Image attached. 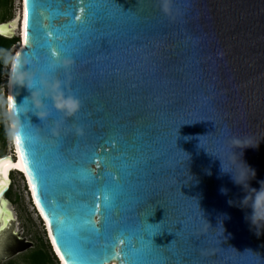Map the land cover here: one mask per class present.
Returning <instances> with one entry per match:
<instances>
[{
	"label": "water",
	"instance_id": "water-1",
	"mask_svg": "<svg viewBox=\"0 0 264 264\" xmlns=\"http://www.w3.org/2000/svg\"><path fill=\"white\" fill-rule=\"evenodd\" d=\"M21 2L22 35L11 54L27 58L37 77L53 51L56 59L70 55V72L49 75L81 107L65 120L42 98L47 119L18 113L19 147L33 152L25 154L42 169L34 187L32 164L23 165L5 121L16 151L0 157L7 169L6 179L0 175V263L31 246L17 244L6 198L11 174L21 176L8 173L17 152L20 163L12 167L23 171L60 264H264V231L256 233L246 219L251 209L239 207L245 193L208 154L224 159L238 148L255 171L250 187L259 190L264 0H171L167 15L159 0H28L27 43ZM17 18L0 24L1 38L14 37ZM5 86L17 109L36 90L11 85L8 67L4 92ZM58 227L75 255L60 242Z\"/></svg>",
	"mask_w": 264,
	"mask_h": 264
},
{
	"label": "clouds",
	"instance_id": "clouds-1",
	"mask_svg": "<svg viewBox=\"0 0 264 264\" xmlns=\"http://www.w3.org/2000/svg\"><path fill=\"white\" fill-rule=\"evenodd\" d=\"M170 4L171 0H159L160 10L165 15L170 12ZM0 63L9 68L11 85L17 88L36 89L25 100L24 106L19 109L14 107L13 101L9 103V101L0 99V117L7 122H11L12 133L16 138L20 137L23 132V125L18 118V113L26 115L28 112H32L41 121L48 118L49 112L46 103L42 102V98L50 101L52 108L57 113L62 114L65 120L72 119L80 111V101L73 95L65 94L64 82L59 79H53L49 75L56 69H63L66 73L70 72L72 67L71 60H61L54 57L53 62L48 66L47 72L39 77L30 70V61L27 58H21L0 50ZM59 132L60 126L57 124L52 129V135L58 136ZM76 132L81 134L82 130L77 128ZM235 149L231 151L230 155H225L224 159H221L218 154L213 155L204 150L209 155L219 158L221 161V172L229 174L232 182L243 190L245 195L239 201V207L251 209V215L246 216V219L256 233H260L264 231V181L259 182V190L250 187V181L255 178V171L240 159ZM232 157H235L234 161ZM221 193L226 194V190L222 189Z\"/></svg>",
	"mask_w": 264,
	"mask_h": 264
},
{
	"label": "rangeland",
	"instance_id": "rangeland-1",
	"mask_svg": "<svg viewBox=\"0 0 264 264\" xmlns=\"http://www.w3.org/2000/svg\"><path fill=\"white\" fill-rule=\"evenodd\" d=\"M2 5L0 6V22L2 21V18L4 16L9 22L13 20L18 14L19 12L18 10L20 9V0H11V6L8 9L7 14H6L7 10L5 8H2ZM13 34H14L13 38H17L18 36L17 31H15ZM16 46L17 44L11 48L9 53H12L13 49ZM5 67L6 66L3 65L2 83L4 82ZM0 99L5 100L3 85H1ZM3 125L5 132H7L6 122L4 119H3ZM10 148L11 147L8 140V136H6L5 149L2 150L3 151L2 153L4 154L8 153L10 151ZM10 188H11L10 189L11 195L7 198V200L9 201L11 211L15 214V216H13V219L15 220V227L13 233L16 234L18 232L19 234L18 238L24 239L23 243L26 242L31 243L34 245V247H38V248L43 247V249H45L51 257L53 256L52 258L54 259L55 257L48 245L41 221L37 217V213L34 212L33 207L29 201L27 189L25 187L23 179L17 173L11 174ZM29 247L33 248L32 246ZM25 255L26 254L22 255L21 253L19 254L16 253L10 258L3 260L0 264H24L23 256ZM53 264H58L56 258L54 259Z\"/></svg>",
	"mask_w": 264,
	"mask_h": 264
},
{
	"label": "snow or ice",
	"instance_id": "snow-or-ice-1",
	"mask_svg": "<svg viewBox=\"0 0 264 264\" xmlns=\"http://www.w3.org/2000/svg\"><path fill=\"white\" fill-rule=\"evenodd\" d=\"M68 15L70 17H74V19L77 20V21H80L81 20V17L80 16H76L74 12H69ZM29 22H30V20H29L28 0H25V10H24V38H25V42L26 43H27V38H28ZM72 26L74 27V25H72ZM48 31L50 32L51 30L49 29ZM51 34H55V33H51ZM45 46H47V45H45ZM60 50L61 51H64V49L62 47L60 48ZM51 56L52 57H56L57 56V51H53L51 53ZM64 59L71 60L72 57L69 55V56H65ZM9 103H12V100L11 99L9 100ZM17 145H18V151L20 152L23 165H27L29 163L32 164L31 169H28L27 171H28V175H29V179H30V186H33L34 187V185L32 184V182L35 179L41 178V175L40 174H41L42 169L40 167V164L35 159H32V160H29L28 159V156L25 153L27 152L28 155H32V156H34V153L31 152V151H29V150H27V149H21L19 147L20 146V138L19 137L17 138ZM7 167H12V165L11 164H8ZM0 175H3L5 177V179H6V177H7V169L6 168H0ZM109 203H110V197L105 193L104 196H103V206L105 208H107V207H109ZM99 208H100V204H97L96 205V208L93 209L92 212L94 213V212L98 211ZM42 215H43V213H42ZM9 218H10V215H9ZM45 222L47 223V219H46ZM85 223L90 225L92 223V221L90 219H88V220L85 221ZM93 230L99 231L98 229H93ZM57 233L61 237L60 242L64 244V248L66 250L71 251L75 255V252H74L71 244L69 242L63 240V229L60 228V227H58L57 228ZM49 235L51 236L52 233L50 232ZM128 243L130 244V241H128ZM56 244H57V240L56 239H53V246L55 247ZM113 247H115V244H113ZM58 254H59V250H58ZM61 259H63V257H61Z\"/></svg>",
	"mask_w": 264,
	"mask_h": 264
},
{
	"label": "trees",
	"instance_id": "trees-1",
	"mask_svg": "<svg viewBox=\"0 0 264 264\" xmlns=\"http://www.w3.org/2000/svg\"><path fill=\"white\" fill-rule=\"evenodd\" d=\"M2 5V0H0V6ZM2 21L0 22V24ZM19 42L18 38H12V39H4L0 37V50H3L5 52H8L11 50L12 47H14ZM2 70H3V64L0 63V91H1V85L2 83ZM6 136L7 132H5L4 125H3V119L0 117V157L4 156L5 154L2 153L5 149V142H6ZM11 189V188H10ZM9 189L8 194L6 195V198H8L11 195V190ZM53 257V256H52ZM43 247L40 248V250H34L29 253H27L25 256H23V263L24 264H53L54 259L52 258Z\"/></svg>",
	"mask_w": 264,
	"mask_h": 264
},
{
	"label": "bare ground",
	"instance_id": "bare-ground-1",
	"mask_svg": "<svg viewBox=\"0 0 264 264\" xmlns=\"http://www.w3.org/2000/svg\"><path fill=\"white\" fill-rule=\"evenodd\" d=\"M19 12H18V18H17V23H16V28H14L13 30H12V32L14 33L15 31H17V37L20 39L21 38V35H22V28H23V25H21V28H20V21H21V19H22V22H23V5H22V2H21V0H20V9L18 10ZM17 15H16V17H17ZM16 17L13 19V20H11V21H9V23L10 22H13L15 19H16ZM7 29H12V27L8 24L7 25ZM14 36V35H13ZM21 42H22V40H21ZM19 46H21V43L19 44ZM18 46V47H19ZM17 50V47H15L14 49H13V51H14V53H15V51ZM12 51V52H13ZM6 84H7V82H6ZM5 89H6V86H5ZM4 98H5V100L4 101H6V91L4 92ZM7 127H8V122H7ZM10 145H11V150L13 151V149H14V142H13V146H12V141H11V143H10ZM15 151H16V149H14ZM15 156H16V159L14 160V162H12V165H15V164H17V163H20V160H19V157H18V155H17V152H15ZM11 173V172H19V173H21V177H22V179H23V182H24V184H25V187H26V189H27V194H28V197H29V201H30V203H31V205H32V207H33V210H34V212H36L37 213V217L40 219V221H41V224H42V226H43V223H42V219H41V216H40V214L38 213V211H37V208L35 207V205H34V203H33V201H32V198H31V192H30V190H29V185H28V183H27V181L25 180V178H24V174H23V171L22 170H19V169H15L14 167H11V169L10 170H8V173ZM12 220H14L13 218H12ZM43 228H44V226H43ZM44 232H46V231H44ZM47 242H48V245H49V241L47 240ZM49 247H50V245H49ZM50 249H51V251H52V248L50 247ZM53 253V255L55 256V258H56V254L54 253V252H52ZM57 263L58 264H60V262H58V260H57Z\"/></svg>",
	"mask_w": 264,
	"mask_h": 264
},
{
	"label": "flooded vegetation",
	"instance_id": "flooded-vegetation-1",
	"mask_svg": "<svg viewBox=\"0 0 264 264\" xmlns=\"http://www.w3.org/2000/svg\"><path fill=\"white\" fill-rule=\"evenodd\" d=\"M4 3V4H3ZM2 8H5L7 11H6V14H7V12H8V9L10 8V6H11V0H2ZM8 22V20L6 19V17L4 16L3 18H2V23H7ZM16 242H17V244H25V245H27V244H29V243H23V241H22V239H19V238H16ZM24 245V246H25ZM33 248H27V249H25V250H23L22 249V247H21V249H18L19 250V252H18V254L19 253H21L22 255L23 254H27V253H29V252H31V251H34V250H40V247L38 248V247H34V245H32V244H30Z\"/></svg>",
	"mask_w": 264,
	"mask_h": 264
}]
</instances>
